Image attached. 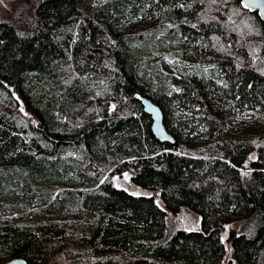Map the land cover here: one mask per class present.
Segmentation results:
<instances>
[{
  "label": "trees",
  "instance_id": "16d2710c",
  "mask_svg": "<svg viewBox=\"0 0 264 264\" xmlns=\"http://www.w3.org/2000/svg\"><path fill=\"white\" fill-rule=\"evenodd\" d=\"M6 1L0 263L264 264L258 12L242 0ZM182 208L199 229H173Z\"/></svg>",
  "mask_w": 264,
  "mask_h": 264
},
{
  "label": "water",
  "instance_id": "95a60500",
  "mask_svg": "<svg viewBox=\"0 0 264 264\" xmlns=\"http://www.w3.org/2000/svg\"><path fill=\"white\" fill-rule=\"evenodd\" d=\"M242 3L250 10L257 11L263 24H264V0H242ZM143 110L151 117V131L155 137L161 142H172L173 137L168 132L163 122V113L161 108L150 98L140 97ZM22 111L26 113L25 108L21 107ZM132 192L136 196L152 197L158 193L157 190H147L138 186H132ZM234 233L233 227H228L227 236L223 239L225 243L231 242L232 234ZM3 264H28L25 260L19 257H12L6 260Z\"/></svg>",
  "mask_w": 264,
  "mask_h": 264
},
{
  "label": "rangeland",
  "instance_id": "374dc122",
  "mask_svg": "<svg viewBox=\"0 0 264 264\" xmlns=\"http://www.w3.org/2000/svg\"><path fill=\"white\" fill-rule=\"evenodd\" d=\"M8 7H9V4H8V2L6 0H0V13H1V10L3 8L6 9ZM243 27L245 28V30L248 33H252L254 31H256V30H254L253 24H251V23H245V25ZM256 58L257 57L255 56V59ZM21 107L24 108V106L22 105L19 108L22 111ZM24 114L27 115V113H24ZM112 178H113V180H115L116 179V175H113ZM119 182H120V180H119ZM200 223H201V217L197 213H195L194 211H191V210H189L187 208H182L179 211V213L177 215V218L174 220L173 229L197 230V229L200 228ZM228 227H231V226H228ZM228 227L226 228V232L224 233V238H226V236H227ZM226 248H227V250L230 248L228 243H226ZM227 259H228V255H226L225 260H227ZM3 263L4 262H2L0 264H3ZM49 264H64V262L61 259L58 260V258H56V259H53L52 261H50Z\"/></svg>",
  "mask_w": 264,
  "mask_h": 264
},
{
  "label": "snow or ice",
  "instance_id": "6c2138e0",
  "mask_svg": "<svg viewBox=\"0 0 264 264\" xmlns=\"http://www.w3.org/2000/svg\"><path fill=\"white\" fill-rule=\"evenodd\" d=\"M125 177L127 178V174H125Z\"/></svg>",
  "mask_w": 264,
  "mask_h": 264
}]
</instances>
